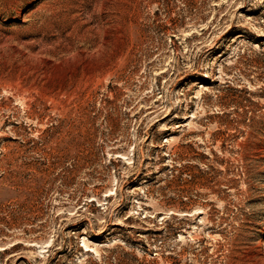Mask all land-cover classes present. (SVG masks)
I'll list each match as a JSON object with an SVG mask.
<instances>
[{"label": "rangeland", "instance_id": "obj_1", "mask_svg": "<svg viewBox=\"0 0 264 264\" xmlns=\"http://www.w3.org/2000/svg\"><path fill=\"white\" fill-rule=\"evenodd\" d=\"M0 264H264V0H0Z\"/></svg>", "mask_w": 264, "mask_h": 264}]
</instances>
